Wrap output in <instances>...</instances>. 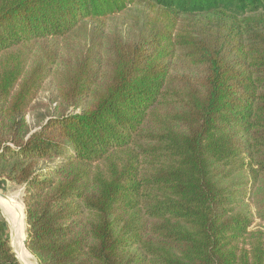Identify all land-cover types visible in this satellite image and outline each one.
<instances>
[{"label":"trees","instance_id":"obj_1","mask_svg":"<svg viewBox=\"0 0 264 264\" xmlns=\"http://www.w3.org/2000/svg\"><path fill=\"white\" fill-rule=\"evenodd\" d=\"M0 178L38 264H264V0H0Z\"/></svg>","mask_w":264,"mask_h":264},{"label":"rangeland","instance_id":"obj_2","mask_svg":"<svg viewBox=\"0 0 264 264\" xmlns=\"http://www.w3.org/2000/svg\"><path fill=\"white\" fill-rule=\"evenodd\" d=\"M145 7H143L140 4H134L132 6H130L127 10V13L124 15H119L116 17L115 22L117 23V26H122L124 23H128L130 20H133V16L136 14L141 15L142 12L144 11ZM73 37V36H72ZM54 86H53V80L49 81L45 84L44 89L42 90L41 94L38 97V101L40 104L42 102L45 103H49L50 99H51V95L54 91ZM44 110L43 106L39 105L37 106L33 111H31L30 113H28L27 118L29 120L32 119V116L34 114H36L39 110ZM0 192L6 194L7 196H14L17 195V198L19 197V201L21 202V205L23 206V212H24V222H25V210H24V186L16 184L8 179H4V178H0ZM0 217H4V219L7 221L8 223V227H9V231H10V235H11V243L12 246L15 250V252L17 253L15 246H14V236H13V227L11 225L10 219L7 216V214H5V212L0 208ZM26 226V223H25ZM27 227V226H26ZM32 255V254H31ZM18 256V254H17ZM34 260L37 262V259L34 255H32ZM19 258V256H18ZM21 261V260H20ZM23 263V262H22Z\"/></svg>","mask_w":264,"mask_h":264},{"label":"bare ground","instance_id":"obj_3","mask_svg":"<svg viewBox=\"0 0 264 264\" xmlns=\"http://www.w3.org/2000/svg\"><path fill=\"white\" fill-rule=\"evenodd\" d=\"M0 208L7 214L13 227L14 246L23 264H37L26 248L24 239L26 237V226L24 222L23 206L17 195L3 197L0 193Z\"/></svg>","mask_w":264,"mask_h":264},{"label":"water","instance_id":"obj_4","mask_svg":"<svg viewBox=\"0 0 264 264\" xmlns=\"http://www.w3.org/2000/svg\"><path fill=\"white\" fill-rule=\"evenodd\" d=\"M1 195L3 196V197H7V195L6 194H4V193H1ZM24 210H25V207H24ZM25 223H26V220H25ZM26 236H27V227H26ZM26 242V237H25V239H24V243ZM16 255H17V253H16ZM18 257V256H17ZM20 260V259H19ZM21 262V261H20ZM21 264H23L22 262H21Z\"/></svg>","mask_w":264,"mask_h":264},{"label":"crops","instance_id":"obj_5","mask_svg":"<svg viewBox=\"0 0 264 264\" xmlns=\"http://www.w3.org/2000/svg\"><path fill=\"white\" fill-rule=\"evenodd\" d=\"M0 193H2V192H0Z\"/></svg>","mask_w":264,"mask_h":264}]
</instances>
